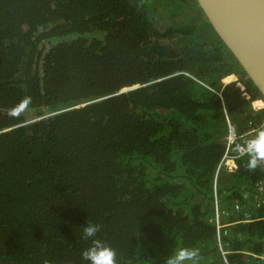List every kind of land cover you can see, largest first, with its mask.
<instances>
[{"label": "trees", "instance_id": "16d2710c", "mask_svg": "<svg viewBox=\"0 0 264 264\" xmlns=\"http://www.w3.org/2000/svg\"><path fill=\"white\" fill-rule=\"evenodd\" d=\"M184 71L222 90L240 133L263 121L223 85L235 73L261 97L197 0H0V264H88V221L118 264H164L181 247L225 264L213 177L226 116ZM247 160L217 182L232 264L264 254L252 207L264 170Z\"/></svg>", "mask_w": 264, "mask_h": 264}, {"label": "water", "instance_id": "95a60500", "mask_svg": "<svg viewBox=\"0 0 264 264\" xmlns=\"http://www.w3.org/2000/svg\"><path fill=\"white\" fill-rule=\"evenodd\" d=\"M197 1L264 99V0Z\"/></svg>", "mask_w": 264, "mask_h": 264}, {"label": "built area", "instance_id": "2783aa9c", "mask_svg": "<svg viewBox=\"0 0 264 264\" xmlns=\"http://www.w3.org/2000/svg\"><path fill=\"white\" fill-rule=\"evenodd\" d=\"M184 74H187L191 78L195 79L199 83H201L203 86L207 87L221 98L223 111L226 116V122H227V134L225 136L226 138V145L224 152L216 165L215 171H214V177H213V196H214V206H215V230H216V237H217V243L219 245L220 253L222 256L223 261L225 264H232L227 256V251L223 249L222 243H221V237L222 232L225 231V226L228 225L224 223V221L221 220V215L219 211V198H218V190H217V182L218 178L220 177V174L223 170H226L228 172H234L238 168V161L237 159L241 156H243V145L246 143L248 139H250L253 134L257 131V129L264 128V119L258 124L253 123V121H250L248 123V128L240 133L236 127V125L231 121L227 108L225 106L224 97L222 94V90L216 89L215 87L211 86L209 83L199 79L194 74L184 71ZM233 76V77H229ZM232 78V79H229ZM223 85H228L230 83H235V87L239 89L241 92V96L250 101L252 108L255 111L264 109V105L255 107L253 105V101L255 99H252V95L250 91H248L246 85L239 80V77L235 74H229L226 77L222 79ZM137 86L139 84H136ZM134 86V85H133ZM128 88V87H126ZM125 89V88H124ZM262 99V98H260ZM263 100V99H262ZM264 101V100H263ZM237 140H240V142L236 143ZM239 146V147H238ZM262 169L264 170V165H262ZM255 206L258 209H264V178L260 179L256 183V192H255ZM242 205L240 203H236L234 205L235 211H240L242 209ZM244 219L242 221L248 222L255 220L256 217L252 215L250 211H242ZM264 217V216H263ZM248 264H264V254H259L257 256V259L255 261H252Z\"/></svg>", "mask_w": 264, "mask_h": 264}, {"label": "clouds", "instance_id": "9594fccd", "mask_svg": "<svg viewBox=\"0 0 264 264\" xmlns=\"http://www.w3.org/2000/svg\"><path fill=\"white\" fill-rule=\"evenodd\" d=\"M30 102V98H26ZM239 147V146H238ZM243 155L248 157L245 167L249 171H255L264 165V128L257 129L253 136L243 145ZM102 225L86 222L81 229V238L90 240L89 247L81 252V259L88 264H118L117 251L104 240L98 238ZM200 250L193 247H181L171 253L164 264H198ZM44 264H49L44 261Z\"/></svg>", "mask_w": 264, "mask_h": 264}, {"label": "bare ground", "instance_id": "6f19581e", "mask_svg": "<svg viewBox=\"0 0 264 264\" xmlns=\"http://www.w3.org/2000/svg\"><path fill=\"white\" fill-rule=\"evenodd\" d=\"M229 77H233V76H229ZM232 79V78H231ZM264 100V99H263ZM262 99H260V97L256 100L253 101V105H255V107L261 106L264 101Z\"/></svg>", "mask_w": 264, "mask_h": 264}, {"label": "crops", "instance_id": "0c3cea01", "mask_svg": "<svg viewBox=\"0 0 264 264\" xmlns=\"http://www.w3.org/2000/svg\"><path fill=\"white\" fill-rule=\"evenodd\" d=\"M252 207H255V202H254V204H252ZM241 210L243 211V208Z\"/></svg>", "mask_w": 264, "mask_h": 264}, {"label": "rangeland", "instance_id": "374dc122", "mask_svg": "<svg viewBox=\"0 0 264 264\" xmlns=\"http://www.w3.org/2000/svg\"><path fill=\"white\" fill-rule=\"evenodd\" d=\"M229 79H231V78H229ZM260 98H262V97H260ZM256 99H258V98H256ZM256 99H255V100H256ZM262 99H263V98H262ZM262 105H264V103H263ZM254 217H255V216H254ZM257 218H258V217H256V219H257Z\"/></svg>", "mask_w": 264, "mask_h": 264}]
</instances>
